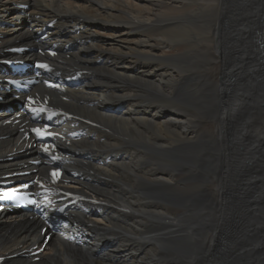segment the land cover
<instances>
[{
	"label": "bare ground",
	"instance_id": "bare-ground-1",
	"mask_svg": "<svg viewBox=\"0 0 264 264\" xmlns=\"http://www.w3.org/2000/svg\"><path fill=\"white\" fill-rule=\"evenodd\" d=\"M50 21L56 73L89 72L60 105L101 126H65L72 187L104 206L75 210L39 262L4 264H264V0H0V59ZM8 117L0 160L23 148ZM40 225L0 214V256Z\"/></svg>",
	"mask_w": 264,
	"mask_h": 264
},
{
	"label": "rangeland",
	"instance_id": "rangeland-1",
	"mask_svg": "<svg viewBox=\"0 0 264 264\" xmlns=\"http://www.w3.org/2000/svg\"><path fill=\"white\" fill-rule=\"evenodd\" d=\"M94 21H96V20H94ZM97 22H98V21H96L95 24H97ZM115 28H116L117 30L123 29V28H122L120 25H118V24H115ZM129 37H130V39H132V37H131L130 35H129ZM132 40H133V39H132ZM260 42H262V40H260ZM252 43L254 44V39L252 40ZM92 45H93V44H92ZM254 59H255V57H254ZM139 62H140V68H143V67L147 64V63L144 62L143 60H140ZM131 64H133V63H131ZM101 69H102V68H101ZM102 70H104L105 72H108L107 69H106V70H105V69H102ZM127 70H128V71H132V69H130V68L127 69ZM170 108H171V107H170ZM172 112H175V111H174V109L171 108V110H169V113H172ZM167 113H168L167 111H164V114L161 115V118L163 117V115H165L164 117H166V116H167ZM175 113H176V112H175Z\"/></svg>",
	"mask_w": 264,
	"mask_h": 264
}]
</instances>
